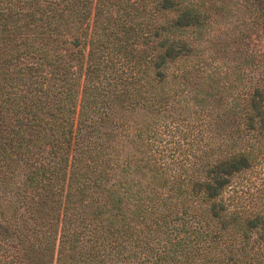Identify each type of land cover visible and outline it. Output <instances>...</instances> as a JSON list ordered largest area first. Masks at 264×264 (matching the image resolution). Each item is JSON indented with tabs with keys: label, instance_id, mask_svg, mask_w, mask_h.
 <instances>
[{
	"label": "trees",
	"instance_id": "obj_1",
	"mask_svg": "<svg viewBox=\"0 0 264 264\" xmlns=\"http://www.w3.org/2000/svg\"><path fill=\"white\" fill-rule=\"evenodd\" d=\"M258 37L264 0H0V264H264Z\"/></svg>",
	"mask_w": 264,
	"mask_h": 264
},
{
	"label": "rangeland",
	"instance_id": "obj_2",
	"mask_svg": "<svg viewBox=\"0 0 264 264\" xmlns=\"http://www.w3.org/2000/svg\"><path fill=\"white\" fill-rule=\"evenodd\" d=\"M223 31H226V37L224 39H228L229 37H231L232 35L231 30H227L226 28H224ZM254 43H256L255 45L259 47L258 44H261V45L264 44V38L263 37L255 38Z\"/></svg>",
	"mask_w": 264,
	"mask_h": 264
}]
</instances>
